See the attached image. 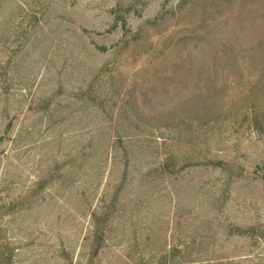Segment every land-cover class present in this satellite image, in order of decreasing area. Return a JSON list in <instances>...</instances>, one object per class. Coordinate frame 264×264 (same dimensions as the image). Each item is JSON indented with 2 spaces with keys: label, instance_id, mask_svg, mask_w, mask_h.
Returning <instances> with one entry per match:
<instances>
[{
  "label": "rangeland",
  "instance_id": "obj_1",
  "mask_svg": "<svg viewBox=\"0 0 264 264\" xmlns=\"http://www.w3.org/2000/svg\"><path fill=\"white\" fill-rule=\"evenodd\" d=\"M0 264H264V0H0Z\"/></svg>",
  "mask_w": 264,
  "mask_h": 264
},
{
  "label": "trees",
  "instance_id": "obj_2",
  "mask_svg": "<svg viewBox=\"0 0 264 264\" xmlns=\"http://www.w3.org/2000/svg\"><path fill=\"white\" fill-rule=\"evenodd\" d=\"M118 23H121L122 27L125 28V20L120 15L115 16V24L117 25Z\"/></svg>",
  "mask_w": 264,
  "mask_h": 264
}]
</instances>
